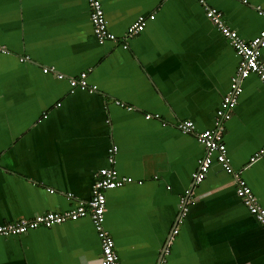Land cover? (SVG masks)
Wrapping results in <instances>:
<instances>
[{
    "label": "crops",
    "instance_id": "0c3cea01",
    "mask_svg": "<svg viewBox=\"0 0 264 264\" xmlns=\"http://www.w3.org/2000/svg\"><path fill=\"white\" fill-rule=\"evenodd\" d=\"M100 2L116 36L102 43L86 0H0V224L87 202L114 145L113 166L133 179L105 191L103 224L120 264H264V228L232 175L213 162L201 182L192 179L204 154L196 133L213 126L238 67L234 49L198 0ZM205 2L244 39L264 28V0ZM82 72L94 89H71L68 78ZM241 87L223 140L264 207V158L249 162L264 143V86L252 73ZM183 120L192 131L178 127ZM100 257L89 216L0 235V264Z\"/></svg>",
    "mask_w": 264,
    "mask_h": 264
},
{
    "label": "built area",
    "instance_id": "2783aa9c",
    "mask_svg": "<svg viewBox=\"0 0 264 264\" xmlns=\"http://www.w3.org/2000/svg\"><path fill=\"white\" fill-rule=\"evenodd\" d=\"M86 1L89 8L92 31L97 41L102 43L107 40H115L116 36L107 28V21L100 0ZM198 2L203 6L206 17L213 23L221 35L228 40L239 57V63L235 73L230 77V88L223 95L220 106L215 112L213 126L196 133L197 141L204 148V154L197 159V167L192 173V179L196 183L201 182L213 162L221 165L227 173L232 175L235 193L238 198L264 228V207L259 204L252 189L240 175V172L233 169L229 162L226 145L223 140L225 123L230 119L233 108L241 93L242 81L253 73L264 86V62L261 60V48L264 46V28L253 38L244 39L224 21L220 10L207 5L205 0H198ZM153 17V14H150L148 17H144L143 15L138 16L128 26L124 37L130 38L138 34L144 28L147 20ZM123 47H126L125 43ZM26 58L21 57L20 59L25 60ZM42 71L45 73L56 72L53 67L49 66L43 67ZM56 77L61 79L63 75L57 73ZM68 83L71 89L95 88V86L88 84L85 72L80 73L76 77H69ZM127 108L129 109L130 107ZM150 116L149 114L145 115L146 118ZM178 127L182 131L188 132L193 130L194 125L191 120H183L178 124ZM116 150L117 148L114 145L108 149L107 159L110 165L98 170L91 187V197L87 202L80 201L73 208L62 211H46L44 213H37L32 217L2 223L0 224V235L23 234L37 227H50L66 220H76L80 217L89 216L101 243L100 263L120 264L113 238L109 235L103 224L106 209L105 191L131 182L133 179L130 176L120 175L113 166ZM261 158H264V143L249 157V162L252 163ZM50 191L52 192L53 190ZM185 192L187 195L180 198L183 212L186 210L185 205L190 195L188 189ZM173 232H177V228L173 229Z\"/></svg>",
    "mask_w": 264,
    "mask_h": 264
}]
</instances>
